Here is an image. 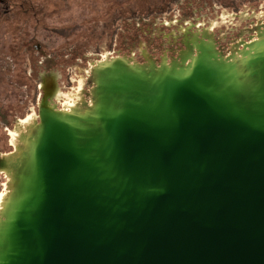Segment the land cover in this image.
<instances>
[{"label":"water","instance_id":"1","mask_svg":"<svg viewBox=\"0 0 264 264\" xmlns=\"http://www.w3.org/2000/svg\"><path fill=\"white\" fill-rule=\"evenodd\" d=\"M221 52L105 56L89 99L38 111L0 156V264H264V22ZM207 35V36H206Z\"/></svg>","mask_w":264,"mask_h":264},{"label":"rangeland","instance_id":"2","mask_svg":"<svg viewBox=\"0 0 264 264\" xmlns=\"http://www.w3.org/2000/svg\"><path fill=\"white\" fill-rule=\"evenodd\" d=\"M175 1L0 0V150H12L11 129L17 120L38 111L41 96L38 91L41 90L28 69V56L33 53L24 50L25 41H28L29 37L35 36L37 32L41 35L38 37H42L43 41L52 46L51 49L68 45L77 48L79 53L94 54L96 50L104 53L102 56L105 57V51L111 48L115 36L120 38L122 34V31L119 33L120 30L117 33V27H124L129 20L135 21L136 18L146 17L148 14H151L150 18L165 15L166 10L177 7ZM217 3L232 8L236 6L234 0H217ZM182 5L188 9L189 3L184 2ZM209 7L211 8L210 5ZM236 7L241 5L237 4ZM213 10L209 9L215 17L210 29L214 26H224L225 22L234 20V17L227 13V8H219L215 12ZM66 29H70L68 36L62 34ZM79 55L76 54L75 57ZM89 72L88 68L86 76L75 75L77 80L69 83L64 93L58 89L55 103L58 105L61 102L62 106L82 95L85 87H90L87 84ZM5 114L9 116L6 117ZM14 115L17 117L14 118ZM4 181V174L0 173V192Z\"/></svg>","mask_w":264,"mask_h":264},{"label":"flooded vegetation","instance_id":"3","mask_svg":"<svg viewBox=\"0 0 264 264\" xmlns=\"http://www.w3.org/2000/svg\"><path fill=\"white\" fill-rule=\"evenodd\" d=\"M234 1L236 6L239 4L241 7L221 6L220 3L216 4L217 0H176L177 7L164 10L165 15L150 18L151 14H148L146 17L136 18L135 21L129 20L124 27H117V33L120 30L119 33L122 31V34L120 38L118 35L115 36L113 45L111 48H107L105 55L131 57L133 61L139 63H144L147 57L154 59L157 64H160L163 59L170 62L179 58L180 53L187 48V45H193L201 38L208 39L205 34L210 35L217 48L227 54L232 45L242 40L251 41V38L253 39L256 35L252 28L257 26L258 22H264V18H262L264 17L262 14L264 13V0ZM184 2L189 3L188 9L183 7ZM219 8H227V13H230L234 20L225 22L224 26H214L210 29L209 27L214 24L212 19L215 17L209 9H214L215 12ZM258 14L261 16H257ZM215 16L220 17L218 14ZM46 29L49 28L46 27ZM247 29H249L248 32H244ZM52 31L55 30L52 29ZM62 34L70 35V29H66ZM34 35L25 41L24 50L33 53L28 56V69L37 86L39 78L49 76L51 80L56 81L58 89L64 93L68 84L77 80L75 75L86 76L88 68L90 71V68L99 60L104 59L102 56L104 53L96 50L93 52L94 54L79 53L77 48L68 45L51 49L50 44L43 41L42 37H38L41 35L37 32ZM76 54L82 55L76 58ZM85 88L87 91L82 92V96L89 99L87 92L90 87ZM58 107L61 108V102ZM16 117L14 115V118ZM9 151L0 150V155Z\"/></svg>","mask_w":264,"mask_h":264},{"label":"bare ground","instance_id":"4","mask_svg":"<svg viewBox=\"0 0 264 264\" xmlns=\"http://www.w3.org/2000/svg\"><path fill=\"white\" fill-rule=\"evenodd\" d=\"M72 101H69L68 103H71Z\"/></svg>","mask_w":264,"mask_h":264}]
</instances>
